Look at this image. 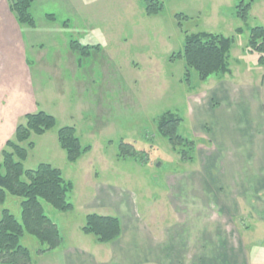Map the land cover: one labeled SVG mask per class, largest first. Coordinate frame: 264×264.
Masks as SVG:
<instances>
[{
  "label": "rangeland",
  "instance_id": "rangeland-1",
  "mask_svg": "<svg viewBox=\"0 0 264 264\" xmlns=\"http://www.w3.org/2000/svg\"><path fill=\"white\" fill-rule=\"evenodd\" d=\"M106 1L100 0L97 4L102 6ZM160 1L161 11L150 16L144 15L142 0H120L111 8L108 5L99 8L92 4L96 1H91L90 7L96 11L90 9L83 29L96 32L87 31L82 36L73 27H81L75 19L69 30L59 26L60 22L48 27L41 14L35 15L37 38L33 42L36 45L33 49L30 45L27 48L30 64L26 68L29 67L30 80L20 81L19 92L8 96V109L0 113L2 124L10 128H0V160L5 142L13 139L16 126L25 122V113L41 110L55 118L54 127L42 135H31L32 148L27 142L22 143L27 148V157L22 163L25 169L48 163L72 182L73 189L66 197L73 205L72 210L60 212L42 201L45 214L57 223L61 234H68L70 238L82 233L86 213L114 214L93 205L99 187L121 189L124 198L132 202L130 208L151 230L158 231L165 222L176 219L167 203L171 193L168 181H174L179 172L193 169L197 154L192 163L180 160L158 133L157 118L166 111L177 114L182 119L178 132L204 146L208 135L196 130L189 118L190 103L195 109L193 101L203 102L202 95L198 94L217 81L259 85L257 80L263 68L257 65L258 53L247 51L246 44L249 29L264 25V0L252 5L246 21L236 16L238 0ZM239 27L242 30L236 32ZM200 31L233 38L229 51L230 74H213L202 82L195 69L186 70L183 59L170 60L171 54L182 50L184 32ZM71 39L80 41L79 47L70 49L80 52L81 61L76 69L68 64ZM28 84L33 93L23 91ZM221 109L219 106L210 111L203 106L195 117L196 125L221 119L219 116L224 120L226 112ZM247 114L245 119L260 127L259 115L251 110ZM62 126L74 127L80 143L91 146L76 162H68L59 146L56 132ZM223 131L218 135L221 139ZM121 140L131 143L137 151H144L147 160L119 157ZM252 150L251 159H239V165L232 166L234 171L239 169V176L245 172L249 189L264 182V170L257 172L264 165L260 145L252 142ZM218 163L223 165V161ZM247 196L243 201L238 199L240 214L232 219L243 246L241 257L238 260L237 254L224 259L217 257L218 264H264V189L258 193L250 190ZM190 201L200 213L205 210L203 199L191 197ZM19 202V197L7 196L0 210L7 208L19 219ZM20 243L31 254L35 252V237L25 234Z\"/></svg>",
  "mask_w": 264,
  "mask_h": 264
},
{
  "label": "crops",
  "instance_id": "crops-1",
  "mask_svg": "<svg viewBox=\"0 0 264 264\" xmlns=\"http://www.w3.org/2000/svg\"><path fill=\"white\" fill-rule=\"evenodd\" d=\"M91 1H96V4H92L99 8L104 5L111 8L120 0H107L102 6L97 4L100 0H33L30 7L34 19L32 26L17 20L10 9V0H0V113L8 109V96L19 92L20 81L27 82L29 79V67L26 68L30 64L27 48L30 45L33 49L36 45L33 42L37 38L35 15L41 14L48 27L60 22L59 26L63 29L68 27L69 30L72 19H75V23L80 22L81 27H73L82 36L83 33L92 31L90 28L83 29V22H87L90 9L94 8L90 7ZM143 13L146 15L144 8ZM47 26L46 30L49 31ZM79 44L77 39L68 41V64L73 69L81 61L80 52L70 49L79 47ZM257 65L263 68V74L257 80L258 86L217 81L198 94L202 95L201 105L193 101L194 109L192 102L190 103L191 124L208 137L204 146L196 142L198 149L196 148L194 159L197 154V163L193 164V169L179 172L174 181H168L171 193L167 203L171 212H175L176 219L165 222L158 231L151 230L130 208L132 202L124 198L121 189L116 191L110 187H99L93 205L114 212L97 214L117 216L121 224L120 236L109 243H98L93 235L82 231L71 238L68 234H61L62 242L59 247L42 254L34 252L31 264H218L217 257L224 259L235 254L238 260L243 246L232 220L240 214L239 210L237 212L238 199L245 200L250 190L258 193L264 189V182L249 189L245 184V172L239 176V169L232 170L233 163L239 165V159H251L252 142L260 145V159L264 158V65ZM230 73L231 70L226 74ZM13 82L16 84H11ZM23 91L33 93L29 84ZM203 106L210 111L211 108L222 107L221 110L226 112L225 119L219 116L221 119L196 125L195 117ZM250 110L257 117L259 115L257 123H260V127L245 119ZM2 123L0 114V128L7 129L8 126ZM222 130L223 139L218 137ZM218 161H223V165H219ZM263 167L257 172L264 170ZM174 182L175 185L172 184ZM191 197L203 199L205 210L202 213L206 215L193 207ZM37 243L35 249L39 247Z\"/></svg>",
  "mask_w": 264,
  "mask_h": 264
},
{
  "label": "trees",
  "instance_id": "trees-1",
  "mask_svg": "<svg viewBox=\"0 0 264 264\" xmlns=\"http://www.w3.org/2000/svg\"><path fill=\"white\" fill-rule=\"evenodd\" d=\"M256 0H238L235 5L236 16L243 21L249 17L252 4ZM33 0H10L9 6L20 23L34 25L30 12ZM146 15H156L162 9L160 0H142ZM239 27L236 32L241 31ZM75 43V42H73ZM233 43L232 37L205 31L184 32L183 48L170 55V60L181 58L186 70L193 68L200 81L210 75H224L230 72L229 51ZM246 49L258 53L257 63L264 65V25L249 29ZM25 122L15 128L14 138L5 142L0 160V205L7 196L20 198V218L17 219L7 208L0 210V264H31L33 254L20 243L25 235L36 238L39 247L36 254H42L59 247L62 236L54 220L45 214L42 201L55 210L67 212L73 205L67 201V194L73 189L71 181L66 180L58 168L48 163H40L34 169H25L23 161L27 157V148H32L29 141L32 134L42 135L52 127L55 118L44 111L28 113ZM181 118L166 111L157 118V131L170 144L182 161H192L196 151V141L184 137L178 132ZM57 140L65 151L68 162H76L87 153L90 145H82L76 136L75 128L62 126L58 128ZM119 157H134L139 161L147 160L144 151H137L131 143L120 141ZM81 231L91 234L98 243H109L116 240L121 233L120 219L112 215L88 213L85 216Z\"/></svg>",
  "mask_w": 264,
  "mask_h": 264
}]
</instances>
